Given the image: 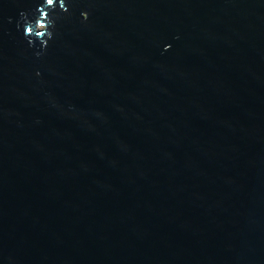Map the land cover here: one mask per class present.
I'll use <instances>...</instances> for the list:
<instances>
[{"label":"water","instance_id":"95a60500","mask_svg":"<svg viewBox=\"0 0 264 264\" xmlns=\"http://www.w3.org/2000/svg\"><path fill=\"white\" fill-rule=\"evenodd\" d=\"M41 2L0 0V264H264V0H67L37 57Z\"/></svg>","mask_w":264,"mask_h":264},{"label":"clouds","instance_id":"9594fccd","mask_svg":"<svg viewBox=\"0 0 264 264\" xmlns=\"http://www.w3.org/2000/svg\"><path fill=\"white\" fill-rule=\"evenodd\" d=\"M69 11L67 0H42L33 13L24 10L20 12L17 28H23L25 39L30 47L39 45L35 53L37 57L44 55L50 41L55 38L57 21L61 18V12ZM82 17L85 21L88 20L89 12L84 11ZM37 75L40 73L37 72Z\"/></svg>","mask_w":264,"mask_h":264}]
</instances>
